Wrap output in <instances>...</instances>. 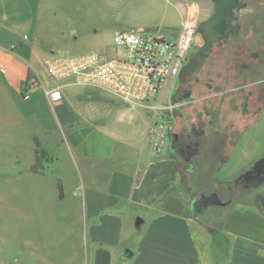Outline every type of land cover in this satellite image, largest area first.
Instances as JSON below:
<instances>
[{
	"label": "crops",
	"instance_id": "1",
	"mask_svg": "<svg viewBox=\"0 0 264 264\" xmlns=\"http://www.w3.org/2000/svg\"><path fill=\"white\" fill-rule=\"evenodd\" d=\"M223 2L201 0L198 25L213 18ZM188 3L177 4L180 21L165 20V28L179 30ZM105 6L106 0H0V176L2 198L16 197L6 205L19 214H34L39 205L58 204L66 215L78 216L77 250L70 240L57 263L264 264V184L252 187L240 179L264 157V75L252 77L256 63L264 67V0L238 11L247 15L248 29L241 25L225 43H214L217 60L232 45L227 63L212 72L220 89L203 85L194 106L189 105L192 88L188 101L174 99L167 148L158 155L146 139L151 110L48 76L45 63L53 58L98 52L97 31H87L85 24L100 17L90 22L75 12L89 14L90 7L100 11ZM59 12L78 23L70 28L73 39L66 47L73 55L55 54L50 42L48 26ZM79 38L91 44L82 48ZM194 44L201 46L200 33ZM35 77L45 88L61 87L62 98L52 101L42 88L23 98L24 85ZM172 86L161 96L176 97ZM257 106L261 111L253 115ZM191 114L204 123L193 135L198 145L189 154L176 153L171 142L179 141L180 124ZM202 189L232 198L221 220L194 215L192 203ZM136 218L142 220L139 227ZM131 226L141 233H125ZM24 243L31 246L25 262H46L35 241ZM127 248L132 256L123 260Z\"/></svg>",
	"mask_w": 264,
	"mask_h": 264
},
{
	"label": "rangeland",
	"instance_id": "2",
	"mask_svg": "<svg viewBox=\"0 0 264 264\" xmlns=\"http://www.w3.org/2000/svg\"><path fill=\"white\" fill-rule=\"evenodd\" d=\"M187 1L194 2L197 5L201 2V0H133V2H130V0H106V6L101 7L100 11H97V9L94 11L93 8L95 7H90L89 14H81L77 11L75 14L77 18H82V15H84L85 18H89L90 22L95 21L98 16L100 17L99 22H88L85 24V28L87 31L96 29L97 40L95 44L97 48L94 50L107 54L114 51L112 38L114 31L118 30L135 31L138 27H142L148 33H158L168 39L173 38L176 32L165 28L163 23L171 18L179 22L180 13L177 4L179 2L183 4ZM75 24L78 23L69 22L67 14L65 16L60 12L49 23L48 27L52 32L50 42L55 44L53 45L55 54L73 55L66 50V47L73 39V32L70 28L74 27ZM58 31H65V36H62ZM197 33H199V29ZM77 35L80 36L81 32H78ZM78 41L85 43L82 48L91 44L86 38H79ZM205 42H207V38L201 36V46L193 45L186 69L181 74V79L178 77L173 80L171 89L175 95L180 96L184 89L192 88L193 98L189 104L191 106H194L193 104L196 102L197 91L203 85L210 84L212 72L220 65L224 67L228 56L232 53V45L228 44L230 47L226 46L220 52V58L217 60L215 59L216 55H212L215 51L213 50L214 43L210 44L209 51L205 53ZM224 72L226 71L224 70ZM173 101L174 98L172 97ZM191 116H194V114H191ZM187 119H190V117ZM4 185L0 176V264H33L30 258H28L29 262H25L27 260L26 255H28L26 253L31 251V246H25V239L35 241L38 250L42 252V257L48 258L43 257L42 260H46V262L42 264H68L57 263L56 260L59 256L61 259V256L67 254V246L69 244L70 247V240L74 241L77 250L81 235L78 228V216H68L59 208L58 204L52 205L50 203L46 207L39 205L37 212L34 214H19L18 209L10 211L6 204L10 205L15 202L16 197L8 194L9 199H3L2 189ZM256 189L253 190V193L258 191ZM5 226H9L13 230L7 231L4 229ZM70 226H73V232L70 231ZM125 233L132 234L135 237L141 233V230L131 226ZM76 264H80V262Z\"/></svg>",
	"mask_w": 264,
	"mask_h": 264
},
{
	"label": "built area",
	"instance_id": "3",
	"mask_svg": "<svg viewBox=\"0 0 264 264\" xmlns=\"http://www.w3.org/2000/svg\"><path fill=\"white\" fill-rule=\"evenodd\" d=\"M199 6L186 5L179 30L168 39L145 30H118L113 34V55L95 52L78 57H57L45 63L52 81L72 80L74 85L87 86L109 93L123 104L152 111L146 139L154 154H161L167 145L170 130L169 114L176 108L172 97L161 92L172 86L190 57L197 34ZM264 86V79L260 82ZM42 88L48 98H62L61 87L45 88L39 78L29 80L22 90L23 98Z\"/></svg>",
	"mask_w": 264,
	"mask_h": 264
},
{
	"label": "flooded vegetation",
	"instance_id": "4",
	"mask_svg": "<svg viewBox=\"0 0 264 264\" xmlns=\"http://www.w3.org/2000/svg\"><path fill=\"white\" fill-rule=\"evenodd\" d=\"M256 0H224L223 4L219 7L218 12L216 15L202 24L199 29V33L202 37L207 38V42L205 45L215 43L220 45L221 43H225L227 37L233 35L234 32L241 26L244 25L245 29L249 28V19L247 15H238V11L241 9H246L249 6H255ZM205 40V39H204ZM242 67H249L247 64L242 63ZM217 76L220 77V72L216 73ZM264 75V67L260 69L258 64H255V69L253 72V79ZM215 82L211 81L209 85H207V89L211 90H218L220 86H216ZM260 84V83H259ZM191 89V88H190ZM194 110L196 108H193ZM261 111V107L257 106L252 114L256 115ZM194 117L191 116L189 121L182 122L180 124L182 133L180 135L179 141L178 139L171 142L170 149L179 153V151H183V154H189L195 151V147L198 145V142L193 137L194 134L198 132L199 128L204 126L199 120L193 119ZM200 192V196H196V199H201V207L203 209V213L200 216V219L203 221H219L223 218L228 204L231 202L230 198H224L219 195L218 192H211L206 189H202ZM213 194H216L218 198L224 202L226 205L224 206H210L208 207L207 204L209 202L214 201Z\"/></svg>",
	"mask_w": 264,
	"mask_h": 264
},
{
	"label": "water",
	"instance_id": "5",
	"mask_svg": "<svg viewBox=\"0 0 264 264\" xmlns=\"http://www.w3.org/2000/svg\"><path fill=\"white\" fill-rule=\"evenodd\" d=\"M183 101H188L192 98V91L190 89H184L182 91L181 96ZM243 178L245 181H249L252 187H257L261 184H264V157L258 159L255 161L250 168L244 172L242 176H240V179ZM211 197H213L214 201L209 202L207 204L208 207L210 206H224L226 205L224 202H222L216 194H213ZM201 199H195L192 203V210L194 212L195 216L201 215L203 213V209L201 207ZM261 203L264 208V197L261 198ZM142 223V220L140 218H136L135 226L139 227ZM132 256V252L129 249H125L122 254V259L127 260Z\"/></svg>",
	"mask_w": 264,
	"mask_h": 264
},
{
	"label": "trees",
	"instance_id": "6",
	"mask_svg": "<svg viewBox=\"0 0 264 264\" xmlns=\"http://www.w3.org/2000/svg\"><path fill=\"white\" fill-rule=\"evenodd\" d=\"M198 29H200V25H198V28H197V32H198ZM210 49V44H208V46L206 45V48H205V53H207ZM174 99H178V98H181V96H177L176 97H173Z\"/></svg>",
	"mask_w": 264,
	"mask_h": 264
}]
</instances>
